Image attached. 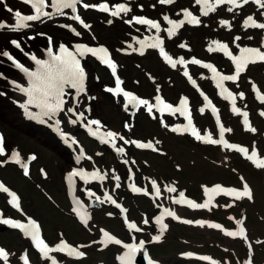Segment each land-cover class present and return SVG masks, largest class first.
Returning <instances> with one entry per match:
<instances>
[{
  "label": "rangeland",
  "instance_id": "1",
  "mask_svg": "<svg viewBox=\"0 0 264 264\" xmlns=\"http://www.w3.org/2000/svg\"><path fill=\"white\" fill-rule=\"evenodd\" d=\"M249 4L245 7L252 9V11H242L240 15L244 16L241 18L237 13L234 14L236 25L231 28L230 32L217 33L218 35H216L210 26L206 24L192 30L193 34L200 35L201 38L198 39V42L196 41L198 49L190 47V50L195 54L199 53L197 50H200L201 44L203 47L206 42H209V39L214 40L213 37L225 40L234 52L238 49L236 47L237 44L240 46L257 45L262 37L260 29H245L242 25L244 18L248 15H253L258 21L262 20L260 10L264 9H260L252 0H250ZM88 19L92 23V33L88 34V38L92 41L96 38L111 47L112 45H120L122 39H124V35L126 36L127 28L122 27L119 22L109 24L94 12L88 15ZM223 28L219 27L220 30H223ZM119 30L123 31V34L117 37L115 33ZM63 33L64 31L58 29L54 34ZM233 34H240L242 37L240 40L234 41ZM118 48L116 47L117 50ZM202 56L211 58L203 54ZM150 57L157 59V56L151 52L149 56L143 58L135 56L125 58L122 65L123 72L121 73L130 84V87L144 95L152 93L153 88V85L147 81L145 72H142V69L145 68L143 63H146ZM212 57L218 64V67L222 69L229 67V64L225 63L222 56ZM159 75L161 79L158 84L163 88L164 94L168 98L175 97L176 93L180 92V87L177 86L176 82V78L179 79V77H174L177 74L173 73L170 78H166L167 76H163L160 73ZM252 83H255L261 93L264 94V62H258L249 66L239 76L238 80L232 84L233 93L237 97L236 106L242 112L248 113L249 124L252 128L256 129L255 132L246 130L242 115L235 114L232 111L229 112L221 108V105H219V113L222 124L232 129L231 132L226 133L228 141L247 147L249 152H251L253 145H255L258 156L263 158L264 117L259 114L258 110H264V103L256 99ZM100 85L101 82L95 83L91 81L90 88H95L96 92L94 94L98 96L97 100L93 99L96 107L93 115L103 118L112 128L120 129L121 124L129 126L130 121L120 111L119 104H116L112 98L100 92ZM181 87L184 92L188 91L187 88ZM240 92L244 93L243 99L238 95ZM100 96L104 97V101L100 100ZM93 103L92 106L94 108ZM3 109L6 110L4 107ZM8 116V112L3 117L0 116V124L5 129L7 138L15 139L23 153L28 151L36 152L38 160L35 168L38 164H43L48 171L49 177H52V181L58 180L60 172L63 170L61 162L63 161L62 154H64L63 150L65 149L51 144L45 137L46 134L40 129H37L38 131L33 130V128L27 129L26 124L15 126L13 120ZM195 125L201 132L207 128L214 129L213 123L207 115H198ZM127 134L130 136L128 140L151 141L156 149H138L133 144H126L128 148L127 152L129 153L128 158L131 160L130 166L134 170V178L137 180L145 181L146 176H158L160 183L174 181V185L185 187L191 196L198 197L200 196L199 189L203 182L208 184L213 181H221L224 184L239 185L240 177H242L249 183L253 192V199L251 200L245 198L241 201L231 202L228 199H224L221 201L223 206L219 205L217 209L212 208L211 211L207 212L201 210L196 214L186 213V216L190 218H194V216L208 217L210 220L222 223V228L225 230L235 228L231 224L232 219L240 220L248 232L246 239L239 236H227L224 234V231L214 230L207 225H182L176 220L168 218L167 230L158 246L152 249L156 257L166 264H185V261L180 258V253L184 250H194L211 257L218 264H245V261L249 258L252 264H264V169L256 168L251 161L244 156H240L235 150L229 151L225 158L221 148L219 149L211 145L197 146L190 142L188 138L191 137H177L168 132L166 128L160 126L159 120L155 119L152 121L149 116H144L143 114L137 116L134 126L128 127ZM156 141H159V143H156ZM221 158L227 161L223 162ZM98 161L101 166H109L113 163L112 158L107 156L100 157ZM132 161H135V163H132ZM237 173L241 174L237 175ZM0 174L4 177L5 181L16 189L24 191L28 205H32L30 209L41 216L49 235L54 234L56 226H64L71 238L70 240L73 242L86 241L88 238H93L90 234L77 230L74 222L64 214L62 215L59 209L46 202L37 190L31 189L29 186H23V182L20 179H27L18 175L13 167L0 168ZM47 184L45 183L46 186ZM52 188L56 192L58 199L63 202L60 185L55 184ZM176 189V193L167 192L164 197H175L178 193V188ZM31 199H33L32 203ZM126 201L130 205L132 215H139L141 211L145 210L146 206H149L145 198L128 197ZM169 201L171 200L169 199ZM225 204L231 205V207H225ZM20 214L22 213L20 212ZM230 217L232 219H229ZM94 223L106 225L115 233H120L117 220H108L101 212L94 214ZM95 235L93 236L95 237ZM0 240L16 244L18 238L16 235L4 237L2 231H0ZM89 253L91 259L88 261L83 260L81 264H96L97 261H103L105 264H114L113 250L99 253L94 248H90ZM31 260L34 263L37 262L35 258H31Z\"/></svg>",
  "mask_w": 264,
  "mask_h": 264
},
{
  "label": "snow or ice",
  "instance_id": "2",
  "mask_svg": "<svg viewBox=\"0 0 264 264\" xmlns=\"http://www.w3.org/2000/svg\"><path fill=\"white\" fill-rule=\"evenodd\" d=\"M23 3L30 5L32 9L31 14H22L19 10H13L8 8L9 12H14V23L8 24L5 21H0V29H9L12 31H20L25 28L31 27L29 22L33 21H42V19L47 18L51 19L54 16H64L66 15L65 9H70L73 15L69 18L77 21L80 25H82L85 29H89L90 25L86 23L79 14H77V5L82 4V6L87 8H96L99 11L110 13L113 17H119L121 14H126L131 11V9L127 6L126 3H116L111 7L104 0L99 4H88L82 3V0H22ZM175 0H159L160 4H173ZM250 2V0H195V4L199 6L200 15L193 14L188 8L181 9L182 18L181 19H171L168 15L163 16V21H165L168 25L167 28H164L163 31L167 33L168 38H172L177 35L178 30H180L185 24L198 26L202 23L201 17H206L210 13L216 12L217 8L221 5H231V7L227 8L228 12H233L234 9L240 8L243 5H246ZM255 4L259 6L260 9H264V0H252ZM51 9L48 11L47 9ZM261 16H264V12L260 13ZM126 23L146 26L149 30L154 29L156 35L152 37H148L146 39L137 40L140 45V53L143 54L145 48L158 49L160 56L163 60L170 65L172 68H176L177 65H183L184 71L183 75L188 79V81L192 84L193 87L197 88L200 91L199 86L197 85V81L193 79L192 75H190L187 65H199L205 69H208L211 73V79L215 81L216 88L219 89V95L231 102V111L235 114H240L243 116V124L246 130H250L255 132L256 129L252 128L249 124L248 113L242 112L239 107L236 106V95L230 91L226 86V81L235 82L238 80L240 74L246 70V68L250 64H255L258 62H264V42L261 43L260 47H249V46H240L236 45L238 48V54H234L233 51L230 50L228 43L220 42L219 40H212L208 47V52H221L229 58L232 64L235 66L234 74H222L212 63L204 62L195 57L190 60H186L184 57H180L178 59H174L172 55H170L164 47V40L160 36L161 23L149 19L143 16H133L131 20L125 21ZM108 23H112L111 20ZM219 24L222 27H228L231 29V23L226 19L219 20ZM243 28H255L264 30V22H258L257 19L254 18L253 15H248L243 21ZM64 27H69L75 35L80 36L81 33L76 31L75 28H72L70 25H64ZM133 39H137L133 37ZM241 37L237 36L234 38V41L240 40ZM251 39V37H249ZM51 43V38H49ZM16 48H20L21 45L17 40L11 41ZM180 48H185V44H180ZM22 50V49H21ZM135 51V49H133ZM26 55H29L25 53ZM90 54L91 56L97 58L102 64L106 65L112 73V76L115 78V86L114 87H105V91L111 93L114 97L122 96L123 97V106L125 111L128 110L131 105L133 108H139L143 106L147 109L149 114H152L153 110L160 112L163 114L167 112L169 114L179 113L181 116L185 118L187 123L178 124L171 128L173 132H188L190 133L196 140L202 141L206 144L213 145H222L225 149L235 150L244 155L246 159L252 162V164L258 169H264V158L258 156L255 145H253L251 152L247 147L229 143L228 140L225 139V133L231 132V128L225 127L218 115V109L213 105L212 101L209 99L207 95L203 91H200V95L203 97L204 105L199 108V112L203 114L206 109H211L212 114L216 117V124L219 128V139H214L212 133L205 131L204 134H201V130L196 127L192 119L191 109L189 107L188 98L185 96H181L178 105H173L171 103L166 102L160 95L155 96V104L150 103L148 99H144L134 94L131 91H127L122 87L123 81L117 75V64L113 61L110 56L109 50L107 47L103 45L99 46H89L84 43H77L74 45L73 49L65 46V44L61 43L59 45L58 51H54L53 47H49L47 49V58L39 59L35 55H30V59L35 63V68L30 70L24 64L16 60L8 51L0 52V55L7 57L8 60L12 61L13 65L24 74L27 78V85L23 86L16 81H10V83L14 86L16 90L22 93L26 99L19 104V106L24 109L25 115L31 119H37L41 123L45 121L42 119L47 117L52 119L56 117L58 114L65 112L66 114H71L69 116V123L77 124L78 121H83L84 113L77 112L74 107H67L66 104L68 101L66 97L70 95L68 90H75V95L78 97L81 93L85 92V79L86 72L85 68L82 66L81 59L86 55ZM2 76V74H0ZM252 89L256 94V99L261 103H264V94L257 88L255 83H252ZM159 91V89H158ZM239 97L243 99L244 93L240 92ZM94 99V97H92ZM30 106L38 109V112L33 113L29 110ZM262 117H264V111H260L259 113ZM75 117V119L72 118ZM163 123V121H161ZM61 121L59 119L55 120V130L61 135L62 138L65 139V142H68V136L66 133L60 130ZM92 126H96L95 129ZM84 127L87 129L88 134L90 136L96 137L100 140L101 143L111 144V146L115 149V151L119 154H124L125 149L123 147H118L115 143L117 139L124 142V144H133L138 149H153L154 144L151 141L142 142L140 140H127L124 136L119 135L113 131H105L101 132V122L98 119H89ZM125 127H129L125 125ZM164 127H168L167 124H164ZM72 143L76 144L77 141L72 139ZM159 143V141H156ZM5 155V144L4 138L0 135V156ZM85 155L84 149L81 147L79 151V155L76 157L77 163ZM9 159L16 164H19L23 169V173L25 176L29 175V169L27 162H23L21 160V154L18 151H12ZM36 157L34 155H30L27 157L28 161L35 160ZM91 159V157H88ZM3 162L0 161V164ZM124 163H129L127 160H124ZM135 163V161H132ZM43 173V169L41 170ZM46 175V173H44ZM132 172L129 169L128 179L132 180ZM74 177H79L80 180L84 181L85 184L92 181H103L105 179V175H102L99 170L94 171H86L83 168H73L67 176V180L69 185H73ZM117 183L116 188H120L121 184L119 183L120 177H113ZM128 187L133 193H142L144 195H150L146 188L137 187L135 183H129ZM203 193L205 199L202 203H197L195 200L189 199L185 196L183 191L179 192L177 197H169L171 202L176 205L187 206L191 209H209L210 206H214L213 202L215 197L223 194L225 196L233 197L235 200H240L242 198H247L249 200L253 199V193L250 186L245 182L242 186V189H237L235 187H223L220 184H216L212 187L202 186ZM151 188L152 193L155 197L161 196V188L157 184L155 179L151 180ZM168 193H176L177 189L174 186H166L165 189ZM0 193H4L7 196V203L17 211L23 213V209L21 207V198L18 194L11 190L8 186H6L3 182H0ZM87 196L89 198H95V201L103 204L105 202L114 205L117 209L120 210L121 214L126 213L128 210L125 209L120 203L117 202L116 199L113 198L107 191L103 194V199L100 196H97L95 192L91 189L86 190ZM74 206L71 209L80 219V221L87 226L89 219L91 218L88 212L85 210L84 205L81 201L73 196ZM161 208L159 215L155 216V224L158 226L159 234L153 235L151 237L152 241H160L163 237L165 231L168 228V225L164 222L165 217H170L173 220L181 221L185 224H197L200 226H204L207 224L209 228L221 229L224 231V234L231 237H242L246 239L245 229L243 227H239L237 231H228L222 228V226L218 223H212L205 220H181V217L177 215V213L168 208L158 205ZM225 207H231V205H226ZM108 215H112L109 213ZM229 219H232L231 217ZM124 223L126 227L130 231L140 232L141 228L137 226L135 222H129L127 218H124ZM143 223L147 225L149 220L145 218ZM237 225H241L243 222L240 220L236 221ZM0 225H7L12 229H18L24 237H27L31 240L33 247L40 254L41 259H44L50 264H62L61 261L57 259V257L53 254H63L69 258L80 259L85 256V252L80 249L89 247L90 245H76L73 246L69 242H67L62 237L59 239L57 243L54 245H50L41 235V226L39 223L31 218L26 216L25 221H21L18 219H14L11 217H7L4 215L3 210H0ZM101 238L99 241H93V244H100L107 248L110 244L121 245L124 249L121 255L116 257L117 260L120 261V264H134L137 253L140 252L145 247V241L140 240L137 242H123L115 235L110 234L105 229H100ZM135 241V237L132 238ZM145 258L147 259V264H158L157 261L148 258V253L145 251ZM186 256H192V253H185ZM9 256L10 253L3 247H0V261H3V264H9ZM201 260L210 261V264H218L217 261L213 260L208 256L199 257ZM20 260L23 261V264H30L29 256L27 252L20 256ZM245 264H252L251 259L245 261Z\"/></svg>",
  "mask_w": 264,
  "mask_h": 264
},
{
  "label": "bare ground",
  "instance_id": "3",
  "mask_svg": "<svg viewBox=\"0 0 264 264\" xmlns=\"http://www.w3.org/2000/svg\"><path fill=\"white\" fill-rule=\"evenodd\" d=\"M109 1H111L112 3H114V4H116L118 1H120V0H109ZM106 2H108V0H106ZM123 3V2H122ZM4 13L3 12H1L0 11V15H3ZM55 36V38H56V41H58V40H60V37L57 35L56 36V34L54 35ZM43 37H45L46 39H48L49 40V38H51V36L49 35V34H46V35H44V36H37V37H35V40H34V42H33V45L32 46H34V45H37V44H39V43H41L42 42V38ZM0 40H2V38L0 37ZM28 43L30 42V41H27ZM3 43L1 44V41H0V51H1V49L3 48ZM2 61V58L0 57V62ZM149 64V67H150V69L152 70V71H154L155 73L157 72V70H158V64L157 63H155V62H153L152 60L148 63ZM0 70H3V71H1V73L2 74H5V73H10L11 71L9 70V69H7L3 64H1L0 63ZM88 70L89 71H91L92 69H91V67H89L88 66ZM234 72H235V70L233 69V70H231V74H234ZM11 74V73H10ZM12 74H14V73H12ZM11 88H10V86L6 83V82H4V81H2L1 79H0V100H1V102H0V116H4L5 114H6V112H8V111H10V110H15V108L19 105V102H20V95L19 94H15L14 95V97H10L11 95H12V93H11ZM221 100L222 101H220V103H224L225 102V99H222L221 98ZM3 107L4 108H6V110H4L3 109ZM10 107H12V109H9ZM34 111V110H33ZM35 112H37V111H35ZM9 113V112H8ZM18 114L20 115V113L18 112ZM15 116V118L17 119V117H16V114L14 115ZM8 117H10V114H9V116ZM176 117V116H175ZM34 130H36V129H34ZM36 131H38V130H36ZM41 132V131H40ZM216 135L218 136V139H219V128H218V130H217V133H216ZM43 136H45L44 134H43ZM47 139H48V141L50 142V143H52V140L50 139V138H48L47 136H45ZM12 142L13 141H9V143H10V146H13L12 145ZM228 151V150H227ZM227 151H225V153H227ZM66 160V163H70V161L66 158L65 159ZM68 168V166L65 168V170ZM188 208V207H187ZM187 208H185L184 209V212H185V210H188ZM191 209V208H190ZM181 210H183V208L181 209ZM178 211H179V209H178Z\"/></svg>",
  "mask_w": 264,
  "mask_h": 264
}]
</instances>
